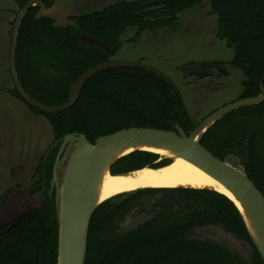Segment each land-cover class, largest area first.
I'll return each mask as SVG.
<instances>
[{
    "label": "trees",
    "instance_id": "trees-1",
    "mask_svg": "<svg viewBox=\"0 0 264 264\" xmlns=\"http://www.w3.org/2000/svg\"><path fill=\"white\" fill-rule=\"evenodd\" d=\"M18 9L29 0H12ZM44 4L51 0H41ZM115 0L100 9L70 15L73 24L59 26L31 6L18 29L15 68L22 87L46 105L65 102L69 86L88 68L111 60L128 28L135 38L146 28L177 29V14L204 0ZM215 15L216 36L233 49L230 63L242 74L237 98L259 94L264 87V0H206ZM14 22V21H13ZM82 32L106 44L112 54L80 40ZM222 64V62H215ZM187 64L179 69L187 70ZM10 94L49 123L52 139L82 133L93 143L102 135L129 127L185 132L194 122L179 91L169 81L140 67L115 66L94 73L77 99L58 112L26 103L13 85ZM240 140V145L237 142ZM214 157L236 156L247 177L264 196V100L241 106L217 120L200 139ZM58 146L42 154L34 168L32 194L40 204L0 226V264H56L58 221L54 189L48 193ZM168 158L134 150L118 158L111 173L161 167ZM132 210L150 214L127 231L119 223ZM216 228L245 242L244 257L227 242L195 237L198 229ZM84 264H264L238 209L221 193L194 188H140L102 201L93 211Z\"/></svg>",
    "mask_w": 264,
    "mask_h": 264
},
{
    "label": "rangeland",
    "instance_id": "rangeland-1",
    "mask_svg": "<svg viewBox=\"0 0 264 264\" xmlns=\"http://www.w3.org/2000/svg\"><path fill=\"white\" fill-rule=\"evenodd\" d=\"M115 0H52L38 15L52 18L56 25L73 24L70 15L100 9ZM17 6L12 0H0V226L17 215L37 207L43 195L33 193L31 172L41 154L52 142L48 121L29 110L26 104L8 90L13 87L8 53ZM180 28L170 34L167 27L155 33L144 29L135 38L136 28H128L121 37V47L111 57L116 61L139 62L161 73L179 91L185 109L195 126L216 108L235 100L242 89V72L230 60L233 49L215 36V16L204 0L177 14ZM221 60L222 68L210 77L188 76L179 69L187 62ZM188 69V68H187ZM239 165L236 156L227 159ZM144 211L132 210L119 223L127 231L148 218ZM195 237L227 242L247 257L248 245L216 228L198 229Z\"/></svg>",
    "mask_w": 264,
    "mask_h": 264
},
{
    "label": "water",
    "instance_id": "water-1",
    "mask_svg": "<svg viewBox=\"0 0 264 264\" xmlns=\"http://www.w3.org/2000/svg\"><path fill=\"white\" fill-rule=\"evenodd\" d=\"M161 1L163 0H155L154 2L159 3ZM51 2L52 0L47 4H44L41 0H29L26 2L18 9L11 30L8 53L9 72L15 88L26 103L44 112L62 111L74 103L89 77L108 67H140L154 72L165 81H168L161 73L142 63L111 59L90 67L82 73L69 86V95L65 102L49 106L34 99L22 87L15 68V49L18 29L23 17L31 6L37 5L45 8ZM75 35L80 40L97 45L112 54V50L96 38L82 32H76ZM260 90L261 92L255 96L236 98L216 108L188 132H185L179 125H175V131L154 127H129L99 136L93 143L87 139L85 134L75 132L67 133L54 141L50 148H53L58 142L60 143L52 166L50 180V192L54 189L58 221L56 264H84L88 225L91 215L98 204L107 199L105 198L100 201L96 199L97 177L102 168L106 165L108 173L112 174L110 171L111 166L118 158L134 150H145L155 153L148 149L150 147L167 148L179 153L181 157L201 168L231 193L233 198L222 192L213 190L223 194L234 203L252 243L264 262V196L247 177L240 165L235 166L230 164L227 159L220 160L214 157L200 144V139L206 130L226 113L238 107L255 104L264 100V87L262 84H260ZM141 146H145L146 148H141ZM129 148L131 149L127 151ZM160 158L162 157L159 155ZM168 159L171 160L169 157ZM248 222L257 234V239L251 233Z\"/></svg>",
    "mask_w": 264,
    "mask_h": 264
},
{
    "label": "bare ground",
    "instance_id": "bare-ground-1",
    "mask_svg": "<svg viewBox=\"0 0 264 264\" xmlns=\"http://www.w3.org/2000/svg\"><path fill=\"white\" fill-rule=\"evenodd\" d=\"M141 148L146 147L141 146ZM130 149H127V151ZM148 149L161 157L171 158L170 162L160 168L144 167L121 174H109L105 165L97 177V201L141 187L178 186L212 189L233 198L231 193L217 180L189 160L181 157L179 153L161 147H150ZM248 225L251 233L257 239V234L249 222Z\"/></svg>",
    "mask_w": 264,
    "mask_h": 264
},
{
    "label": "flooded vegetation",
    "instance_id": "flooded-vegetation-1",
    "mask_svg": "<svg viewBox=\"0 0 264 264\" xmlns=\"http://www.w3.org/2000/svg\"><path fill=\"white\" fill-rule=\"evenodd\" d=\"M155 0H153V1H149V2H146L145 4H147V5H150V4H152V3H156V2H154ZM162 2V1H161ZM161 2H159V3H161ZM200 4V3H199ZM195 7V6H194ZM215 16V15H214ZM178 18V17H177ZM178 21V25H177V29L176 30H174V31H172L169 27H167L169 30V33L170 34H172V33H175L176 31H178V29L180 28V24H179V19L177 20ZM163 28V27H162ZM215 36H216V24H215ZM217 37V36H216ZM218 61H220V62H222L221 60H213V61H201V62H195V63H190V64H188V62L186 63L187 64V74H188V76H191V75H193V76H195V77H198V78H204V77H210V76H213L212 75V71H217V70H220L221 72H223V73H225V71L223 70V68H222V65H223V62H222V64L220 65V64H218V63H215V62H218ZM184 73V72H183ZM57 140V139H56ZM56 140H53L52 139V142H51V144L54 142V141H56ZM51 144L47 147V149L44 151V155H46L49 151H51V149H53L55 146H58V148H59V142L53 147V148H50V146H51ZM240 145V140H238V142H237V146H239ZM58 148H57V151H58ZM57 151H56V153H57ZM42 155V154H41ZM41 155H40V157H41ZM56 156V155H55ZM40 157H39V159H40ZM229 158V157H228ZM39 159H38V161H39ZM38 163V162H37ZM37 165V164H36ZM35 168V167H34ZM34 168H33V170H32V172H31V178H32V182H33V184L35 183V181H36V178L33 176V172H34ZM43 192H44V189L42 190ZM42 191H39V193H41L42 195H43V192ZM52 191V190H51ZM37 193V192H36ZM48 193H51L50 192V187H49V190H48Z\"/></svg>",
    "mask_w": 264,
    "mask_h": 264
}]
</instances>
